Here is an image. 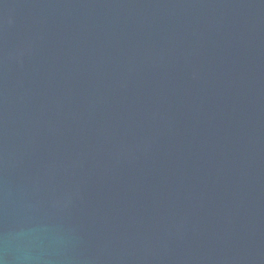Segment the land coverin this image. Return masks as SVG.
Wrapping results in <instances>:
<instances>
[{
  "label": "water",
  "instance_id": "water-1",
  "mask_svg": "<svg viewBox=\"0 0 264 264\" xmlns=\"http://www.w3.org/2000/svg\"><path fill=\"white\" fill-rule=\"evenodd\" d=\"M0 264H264V0H0Z\"/></svg>",
  "mask_w": 264,
  "mask_h": 264
}]
</instances>
